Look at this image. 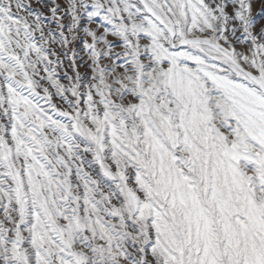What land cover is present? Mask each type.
Returning a JSON list of instances; mask_svg holds the SVG:
<instances>
[{
	"label": "snow or ice",
	"instance_id": "obj_1",
	"mask_svg": "<svg viewBox=\"0 0 264 264\" xmlns=\"http://www.w3.org/2000/svg\"><path fill=\"white\" fill-rule=\"evenodd\" d=\"M0 264H264V0H0Z\"/></svg>",
	"mask_w": 264,
	"mask_h": 264
}]
</instances>
